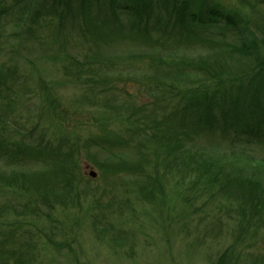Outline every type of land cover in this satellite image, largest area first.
<instances>
[{"label": "rangeland", "instance_id": "obj_1", "mask_svg": "<svg viewBox=\"0 0 264 264\" xmlns=\"http://www.w3.org/2000/svg\"><path fill=\"white\" fill-rule=\"evenodd\" d=\"M46 1L32 0L29 14L34 16ZM14 2L7 0L3 6ZM252 2L256 5L253 12L236 0H218L220 6L251 22L264 19V0ZM44 15L40 23L45 28L34 27L38 31L33 35L25 34L32 27L28 20L25 26L19 23V29L11 17L0 23V69L18 71L14 82L8 80L10 88L3 85L0 92L1 106L11 119L4 135L5 149L24 147L33 138L53 153L57 149L70 152L78 181L73 196L63 204L50 198V211L37 204L32 191L0 184V243L10 254L7 264H215L230 248L236 264L262 263L264 214L252 218L247 207L244 216L243 205L224 199L209 183L193 175L182 179L168 173L154 146L143 142L156 132L155 124L163 128V119L182 108L180 92L166 86L171 95L155 101L151 93L154 85L143 80L141 64L136 61L132 65L139 69H129L127 63L120 69L125 77L112 80L109 89L89 73L76 78L77 68L69 65V59L83 61L91 43L73 28L76 18L68 24L58 20L46 24ZM63 44L67 47L62 53ZM117 48L127 53L135 49L125 44ZM196 51L188 54L197 57L202 50ZM63 55L67 63L60 62ZM108 72L107 76L112 75ZM214 87L210 84L206 89L212 92ZM125 103H130L131 109L118 110ZM110 132L121 141L119 145L111 143L116 148L111 152L127 162L142 161L138 170L117 173L99 166L106 155L97 152V144L106 147L109 143L104 135ZM212 141L205 135L196 145L208 147ZM233 144L257 159L264 158L261 144L255 140ZM4 155L0 154V170L5 173L31 169L50 180L59 168L55 156L36 161L27 156L8 165L1 158ZM91 172L97 177L92 178ZM149 179L154 181L152 194L143 198L139 188L147 186ZM13 209L22 213L17 215ZM4 248L0 247V261ZM22 253L28 255L23 258Z\"/></svg>", "mask_w": 264, "mask_h": 264}, {"label": "trees", "instance_id": "obj_2", "mask_svg": "<svg viewBox=\"0 0 264 264\" xmlns=\"http://www.w3.org/2000/svg\"><path fill=\"white\" fill-rule=\"evenodd\" d=\"M14 1L9 7L3 6L7 0H0V23L11 17L19 29V23L25 26L28 20L32 27L27 35L45 28L40 23L44 14L48 17L46 24L53 20L68 24L76 18L73 28L91 43L83 61L69 59V65L77 68L76 78L89 73L109 89L112 80L125 77L120 69L127 63L131 64L129 69H139L132 65L136 61L141 64L140 76L147 84L154 85L151 93L155 94V101L171 95L167 87L180 92L182 108L163 119V128L155 124L152 128L156 132L143 142L154 146L160 164L168 173H176L182 179L193 175L209 183L224 199L243 205L244 216L247 207L253 212L252 218L264 214V158L257 159L233 144L255 140L264 151V19L251 22L238 12L220 6L218 0H48L33 17L29 14L32 0ZM236 1L252 12L256 7L252 2L256 0ZM120 44L135 49L130 53L120 51L117 48ZM66 47L63 44L60 52ZM197 49L202 50L197 57L188 54L191 50L198 52ZM63 58L60 62L67 63L64 55ZM3 70L0 69V92L3 85L9 89L8 80L14 82L18 75L17 69ZM107 70L112 75L107 76ZM210 84L215 85L212 92L206 89ZM131 106L125 103L118 110L127 112ZM10 122L0 103V154H5L1 158L8 165L19 163L27 156L31 161L55 156L59 168L50 180L31 169L9 173L0 170V184L27 193L32 191L45 211L53 208L50 198L57 205L63 204L73 196L78 181L73 154L60 149L53 153V149L40 142L34 143L33 138L24 147L15 145L5 149L4 135ZM205 135L213 139L207 143L208 147L196 145ZM107 137L104 135L109 143L106 147L97 144V152L106 155L102 163L98 162L99 166L117 173L138 170L137 165L142 161L127 162L122 155L111 152L116 149L111 143H121L119 136L110 132ZM229 140L232 144H228ZM146 185L139 188L143 198L152 194L154 181L149 179ZM40 207L35 210L43 213ZM13 210L17 215L22 213ZM0 247L4 248V244L0 243ZM2 252L5 256L0 264H7L10 254L7 255L5 248ZM28 254L22 253V257ZM215 264H236L235 253L227 249Z\"/></svg>", "mask_w": 264, "mask_h": 264}, {"label": "water", "instance_id": "obj_3", "mask_svg": "<svg viewBox=\"0 0 264 264\" xmlns=\"http://www.w3.org/2000/svg\"><path fill=\"white\" fill-rule=\"evenodd\" d=\"M90 176H91L92 178H96V177H97L96 173H94V172H91V173H90Z\"/></svg>", "mask_w": 264, "mask_h": 264}]
</instances>
